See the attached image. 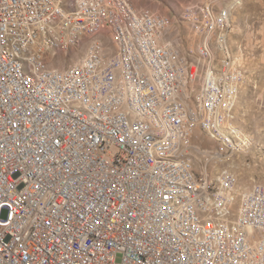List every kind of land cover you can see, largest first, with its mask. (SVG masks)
<instances>
[{
	"label": "built area",
	"instance_id": "built-area-1",
	"mask_svg": "<svg viewBox=\"0 0 264 264\" xmlns=\"http://www.w3.org/2000/svg\"><path fill=\"white\" fill-rule=\"evenodd\" d=\"M68 2H75L76 11H68ZM113 4H121L143 27L141 64L132 62V33ZM176 24L169 15L157 18L149 9L133 8L132 0H0V264H264L256 262V252H264V188L253 184L249 204L228 211V188L240 190L239 201L243 196L235 173H223L221 194L205 196L204 185L203 192H193V184L201 182L184 186L195 170L174 163L182 152L199 154L206 167L218 156L199 143L182 145V137L199 133L201 104L213 93L203 89L199 102L179 105V98L194 94L198 66L192 58L203 64V56L187 50ZM90 25H109L110 35L100 32L99 44L80 61L84 74L31 63L34 92H26L14 68L19 51L49 52L43 34L60 31L67 44L58 43L59 57L71 36ZM3 39H10L13 59L3 57ZM105 39H113L116 55L108 54ZM171 40H178V47H171ZM120 44H127L128 57L118 56ZM148 50L160 59L161 82H154ZM97 59H104V68H97ZM137 68L147 69V76H136ZM126 70H133L144 104L172 117L180 137L177 152L159 149L149 128L134 124L135 116L148 115L135 113L123 91ZM219 73L226 75V69ZM104 75L113 76L116 91H109ZM86 88L103 91L102 100L88 101ZM44 91H51V100L43 99ZM114 99H122L120 110H113ZM64 100H73V107H64ZM74 101H83L93 120L76 116ZM123 110H130L131 121L123 120ZM221 150L233 152L223 143ZM154 153H171V160H154ZM160 173H167L166 185H158ZM172 187L189 191L178 217L168 214ZM157 192H165L166 200H158ZM216 196L224 197V205L215 208L220 228L235 233V243L212 230V219L195 223V214ZM189 199H198V207H189ZM181 216L189 217L187 232L179 231ZM216 236H223V245H216Z\"/></svg>",
	"mask_w": 264,
	"mask_h": 264
},
{
	"label": "bare ground",
	"instance_id": "bare-ground-1",
	"mask_svg": "<svg viewBox=\"0 0 264 264\" xmlns=\"http://www.w3.org/2000/svg\"><path fill=\"white\" fill-rule=\"evenodd\" d=\"M132 7L136 8L133 0ZM68 11H76L75 2H68ZM113 12L117 16H121V21L125 22V28L128 29L129 33H132V42L136 50V54H132L133 64H141L140 55H145L142 25L138 21H134L130 11H124V7L121 4H113ZM201 12L203 19L198 31L203 36V42L197 47L195 55L203 56V64H199V58H196L197 62L195 65L192 64V66H198L197 84L195 85L193 82L194 94H192V97L179 98V105L191 106L192 102H199V94H203V89L213 93L209 101L201 104L198 132L212 138L218 144L220 143L218 156L214 160L223 162L225 159L229 160L233 158L235 153L248 149L251 142L246 135L241 133L239 128L233 125L235 119L233 111L236 112L235 104L239 92L240 78L234 79V76L239 71L236 68V62H233L229 46L232 25L231 10L230 8H226L216 12L215 6L210 5V9L205 7ZM153 15L157 18H167L164 15ZM213 20L215 21L214 26ZM220 28H222L221 32L219 31ZM100 32L103 35H110V26L90 25V29L79 31V35H72L71 44L68 45L67 49H59V57H57L58 43L67 44V36H64L60 31H51L49 34H43V44H49V52H43L40 55L37 47L22 48L19 51V60L14 61V68L17 77L21 78V84L25 86L26 92H34V81L31 78V63L41 65L43 70H55L57 69L56 67L49 66V60L52 59L55 63L58 60L56 65L62 69L64 63L61 58V52H68L74 48L78 49L84 45V42L88 41L86 53L84 58L81 59L85 60L90 51L95 49L96 45L99 44ZM182 41H184L183 35ZM214 43H217L218 46H214ZM105 47L108 48L109 55H116V45H113V39H105ZM171 47H178V40H171ZM2 54L6 59H13V49L10 39H3ZM78 56L79 53L76 52L75 57ZM118 56L128 57L127 44L119 45ZM80 61L66 68V74H74L75 72L76 74H84V64H79ZM147 63L150 65L151 71L154 72V82H161L162 69H160V59L157 57L155 50H148ZM97 68H104V59H97ZM219 69H226V75L219 73ZM136 76H147V69L137 68ZM104 82L109 83V91H116V82H113V76L104 75ZM123 91L129 92V100L134 103L135 113L144 112L145 115H148V117L135 116L134 124L149 128V134L155 140H159V149L164 152H177L180 137L179 132H173L174 121L172 117H168L167 113H159L158 115L157 109L152 108L151 104H144L141 88H136L133 70H126ZM85 96L88 98V101H101L103 91H94V88H86ZM43 99L51 100V91H44ZM64 107H73V100H64ZM121 108L122 99H114L113 110H120ZM74 110L76 116H79L81 120H93V112L84 110L83 101H74ZM123 120L131 121L130 110H123ZM195 134L197 133H190V136L182 137V145L194 144L195 138L193 136ZM221 143H223V149L232 148L233 152L221 150ZM196 156L198 157L199 154H196ZM199 158L201 159L200 156ZM154 160L170 161L171 153H154ZM174 163L188 170H195V174H187V179H184V186H192V183L201 182V184H193V192H203L204 185L205 196H212V193L221 194L224 190L223 173L225 171L231 172L229 170L221 172L217 178H211V184H209V167L204 165L203 176L200 177L196 171L190 152H182L181 156H174ZM235 182H239L236 174ZM166 183L167 173H160L158 175V185H166ZM256 188L263 187L257 186ZM167 198H172L169 201L168 214L170 217H178L179 210L183 208V203H186L187 198H189V191L180 190V187H172L167 191ZM239 198L240 190L236 187H229L225 197V207L228 211L241 210L242 204H249V198H252V190L243 191L242 201H239ZM157 199L166 200V193L157 192ZM221 205H224L223 196H216L208 200L207 203L202 205L201 210L195 214V223H203L207 218L212 219V230L220 231V235H226L227 243H235V233H227V228H220V211L215 210V208ZM189 207H198V199H189ZM188 226L189 217L181 216L178 219L179 231L187 232ZM216 245H223V236H216ZM256 262L264 263V252H256Z\"/></svg>",
	"mask_w": 264,
	"mask_h": 264
},
{
	"label": "rangeland",
	"instance_id": "rangeland-1",
	"mask_svg": "<svg viewBox=\"0 0 264 264\" xmlns=\"http://www.w3.org/2000/svg\"><path fill=\"white\" fill-rule=\"evenodd\" d=\"M133 2L136 8L149 9L151 14L169 15L177 23V28H182L184 41H188L187 49L194 50L195 54L197 47L203 42V36L198 29L203 19L201 11L207 7L205 5L215 6L216 12L230 8L232 20L230 52L239 73H244V76L240 77L236 112L233 111L235 113L233 125L247 136L251 145L244 150L245 152L235 153L229 160L211 162L208 175L213 179L221 172L229 170L238 176L243 191L252 190L253 184L264 188V0H133ZM190 8H193V11H188ZM192 20L196 24L194 28H187L188 26L183 23ZM87 45L88 41L78 49L61 52L64 63L62 69L83 59ZM76 52L79 53L78 57H75ZM196 62L197 59L192 58V64L195 65ZM56 63L52 59L49 60L51 67L58 68ZM197 80L198 74L193 75L195 85ZM193 138L194 144L199 143L203 150L208 152L220 150V143L203 133L199 132ZM192 158L199 176H203L204 163L202 164L198 157Z\"/></svg>",
	"mask_w": 264,
	"mask_h": 264
}]
</instances>
